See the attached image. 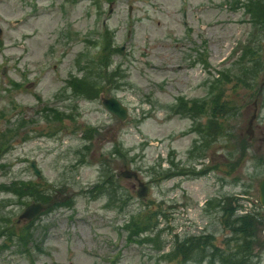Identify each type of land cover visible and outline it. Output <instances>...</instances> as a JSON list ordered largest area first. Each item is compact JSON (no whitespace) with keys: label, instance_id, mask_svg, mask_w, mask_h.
Returning <instances> with one entry per match:
<instances>
[{"label":"rangeland","instance_id":"obj_1","mask_svg":"<svg viewBox=\"0 0 264 264\" xmlns=\"http://www.w3.org/2000/svg\"><path fill=\"white\" fill-rule=\"evenodd\" d=\"M252 1L0 0V264L231 262L219 256L234 248L231 229L209 199L234 194L242 212L264 211V23L247 9ZM256 24L260 64L241 81L240 65L251 62L236 48ZM103 30L106 65L96 57ZM87 81L116 95L128 116L84 96L75 84ZM210 89L217 98L204 101L205 116L194 114ZM208 117L225 130L212 127L208 137ZM128 168L150 186L146 198L133 176L117 175ZM56 190L69 198H53ZM34 201L43 210L22 216ZM158 208L161 234L137 233ZM200 232L214 234L215 261L176 253L177 241ZM258 234L264 241V224ZM252 264H264V249Z\"/></svg>","mask_w":264,"mask_h":264},{"label":"trees","instance_id":"obj_2","mask_svg":"<svg viewBox=\"0 0 264 264\" xmlns=\"http://www.w3.org/2000/svg\"><path fill=\"white\" fill-rule=\"evenodd\" d=\"M247 9L252 13L254 12L256 15L258 14V16H261L256 19L264 23V0H257L255 3H251L247 7ZM256 27H258L257 24ZM256 36L257 34L254 35L251 42H249L244 48L245 51L243 52V56L241 59H244L245 58L244 55H246L245 59L247 60L245 61H249L251 62V64L242 65V66L240 65L241 68L240 70L242 71L239 72V76H237V79H242L241 81H243V78L247 71L250 73L251 70L253 69V72H256L257 67L260 64L261 59H258V57L256 56L258 53L257 49L259 45L257 46L253 45L254 41L256 40ZM108 40L109 37L105 33L103 37V42L101 43L102 51H100V53L97 56V59L101 60L105 65L107 64V62H109L110 54H111V49L109 46L110 42H108ZM259 43L261 45L263 44V37H261V39L258 41V44ZM237 67H238V63L237 64L233 63L232 67H230L228 69L229 71H226V73L234 72ZM225 76L226 74H224L223 77L225 78ZM222 81L223 78L222 80H220V82ZM228 81H231L230 74H227L226 77V82ZM79 88H82L80 91H83L86 97H91V98L97 97L100 90L99 86H97L96 83L91 84L88 81L85 83V85L80 84ZM216 98L217 96H214L212 100H215ZM200 103L201 104L199 106H201L202 108L199 107L194 114L205 116L203 111L205 106L204 100H201ZM195 104L197 103H193L192 106L195 107ZM179 105H182V102H180ZM185 105L186 103H184V106ZM176 107H177L176 111H183L185 109L188 111V109H190V108L182 109L178 105ZM229 110H230L229 107L227 106L224 107L221 111V115L223 116V114L225 115L229 113L228 112ZM210 118H215V116H211ZM210 118L207 120V123H205L206 126L204 125V129L208 137H213L211 133L212 127L214 128V130H216L219 127L221 131H224L225 126L223 124V120L218 121ZM215 132L216 131H214L213 133ZM116 151L118 150L116 149ZM240 152H241L239 153L240 155L235 157V162L242 160L244 151L240 150ZM212 166L213 165L211 164L209 166H205V167L203 166L200 169V172L208 168H211ZM173 174L174 173L170 171H166L164 172L163 176L167 177ZM107 180L111 181V179L109 178ZM105 192H108V187L104 188L103 190L101 189L100 191V193H105ZM209 200L210 202L215 200V206L217 208V211L220 212L221 217L225 216V220H226L225 222L231 229L232 239H234L235 241L234 248L231 246L230 248L231 250L229 249L225 251L221 249L223 252L219 256L222 257L223 260H226L228 258L231 261V262L226 261L225 263L222 264H245L246 262L247 264H252L254 262V257H259L261 255V251L264 249V241H262V239L258 234V232L261 230V225L264 224V211H259L254 208H251L246 210L245 212H242L241 211L242 203L239 202V197L234 194H225L224 196L218 197L217 199L215 197H212ZM209 200L208 202H206L207 203L205 206L206 209L210 208V206L207 207V205H209ZM224 200H226L225 203H223ZM165 214L166 213L164 211H161L160 208L156 209L155 211H149V213L141 221L139 220L140 228L137 230V233H140L141 231L150 230V231H158L160 235L162 228L159 226L158 218L161 215H165ZM214 237L215 236L212 232L204 233V234L202 232L194 233L191 235L188 234L183 239L175 243L177 246L176 253H180L185 260H189L190 258L198 259V257L203 258L204 255H207L209 260L211 259V262L215 261V257L218 256L217 250H219V248L213 242ZM202 242L203 245H201ZM252 244H257L259 249H254ZM208 250L210 254L208 253ZM199 253L201 256H199Z\"/></svg>","mask_w":264,"mask_h":264},{"label":"water","instance_id":"obj_3","mask_svg":"<svg viewBox=\"0 0 264 264\" xmlns=\"http://www.w3.org/2000/svg\"><path fill=\"white\" fill-rule=\"evenodd\" d=\"M102 104L104 107L109 110L110 112L114 113L117 115L121 120L124 119L127 116V108L126 106L114 95L110 96H103L102 95ZM255 117V110L251 114L249 121H248V126H247V132L249 134V137L252 136V120ZM262 140H264V136H262ZM31 166L33 167L35 173L37 175L40 174V170L37 167L35 160L31 161ZM122 175L126 176H134L135 178L138 179L137 173L133 169H124L120 172ZM149 191V186L143 182L142 180L138 179V188L136 190V194L139 197L145 198L148 194ZM258 194H259V201L261 205L264 207V176L261 177V179L258 182ZM62 199L66 198V196L60 197ZM43 207L42 203L40 202H34L27 206L23 212L22 216H27L28 218L33 217L36 213H38L41 208Z\"/></svg>","mask_w":264,"mask_h":264}]
</instances>
